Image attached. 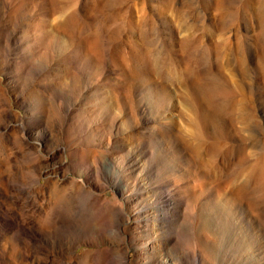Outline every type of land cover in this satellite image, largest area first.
<instances>
[{"label":"rangeland","instance_id":"obj_1","mask_svg":"<svg viewBox=\"0 0 264 264\" xmlns=\"http://www.w3.org/2000/svg\"><path fill=\"white\" fill-rule=\"evenodd\" d=\"M0 204V264H264V0H0Z\"/></svg>","mask_w":264,"mask_h":264},{"label":"bare ground","instance_id":"obj_2","mask_svg":"<svg viewBox=\"0 0 264 264\" xmlns=\"http://www.w3.org/2000/svg\"><path fill=\"white\" fill-rule=\"evenodd\" d=\"M156 83L159 90L154 91V93L159 97L161 110L164 113L169 114V112L172 111L173 106H175V102L172 100L173 90L172 88H170V86H168L165 83L161 85L157 81ZM152 119H156V117ZM173 120L174 119L167 121L166 119H164L163 122L159 125L161 131L168 130L169 132L172 133L173 128L175 127ZM149 122L151 121L148 119L147 120L144 119V123L148 125V128H153V126ZM138 164H139L138 161L133 160V162L131 163L132 169L134 170L138 169L139 167ZM145 176H146L145 178L139 181L140 182L139 185L141 186L140 189L143 188L144 187L143 185L146 184L145 191L140 192L139 189L134 190L133 199H136V205L137 202H139L141 203L140 206L142 207L140 209L141 210L140 215L141 216L144 215L143 218H145L146 223H150L149 221L154 219L156 222L155 224H158L157 230H160L162 228L164 229L169 228V225L172 223V220L178 219L183 214L185 210V206H187L188 199L187 197H182V189L180 187H177L172 181L168 182L165 188L162 189V191L164 190L162 194L160 193L161 192L160 189H157V187L155 188L154 186H152L153 188H149L151 187L150 182H153L154 174L148 172L145 174ZM240 188H242V186L238 187L237 190L238 189L241 190ZM158 191L160 192L158 193ZM13 193H11L12 195H10V197L11 196L14 197ZM237 194L238 192L236 191H228L226 196L224 197L225 198L224 206L225 208L229 206L228 207L229 210H233L235 212L237 211L241 212V214L244 216L245 221L248 224V228L251 229L250 225L254 223V216L248 210L249 206H246L245 202L241 203L242 201H239L242 199ZM5 196H7V194ZM148 198L152 199L151 200L152 202L148 201L149 200ZM0 206L4 207L3 204H0ZM1 210L2 209L0 208V211ZM15 223L17 224V222H14V224ZM163 239L165 240L162 241L161 245L163 246V248H165L168 244V241L167 238H163ZM153 247L154 249L156 248V246Z\"/></svg>","mask_w":264,"mask_h":264}]
</instances>
